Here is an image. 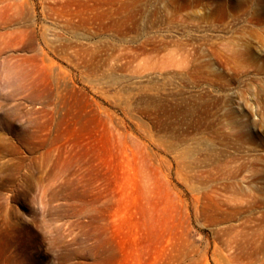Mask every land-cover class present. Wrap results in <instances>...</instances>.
<instances>
[{
    "label": "rangeland",
    "instance_id": "1",
    "mask_svg": "<svg viewBox=\"0 0 264 264\" xmlns=\"http://www.w3.org/2000/svg\"><path fill=\"white\" fill-rule=\"evenodd\" d=\"M0 264H264V0H0Z\"/></svg>",
    "mask_w": 264,
    "mask_h": 264
}]
</instances>
